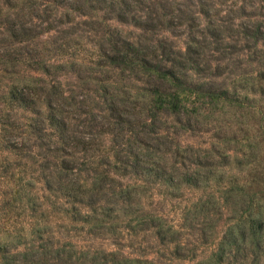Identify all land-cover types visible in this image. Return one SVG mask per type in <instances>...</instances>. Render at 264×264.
I'll list each match as a JSON object with an SVG mask.
<instances>
[{"label": "trees", "instance_id": "obj_1", "mask_svg": "<svg viewBox=\"0 0 264 264\" xmlns=\"http://www.w3.org/2000/svg\"><path fill=\"white\" fill-rule=\"evenodd\" d=\"M45 37L54 45L40 49ZM230 114V140L244 146L233 151L246 161L220 151ZM184 133L210 144H183ZM149 185L209 191L192 214H221L236 199L215 262L241 253L242 264H264V0H0V264L63 263L67 244L52 224L65 222L91 236L151 232L186 259L180 224L140 205ZM5 196L18 211L12 231ZM6 229L29 246L10 247ZM69 245L80 264H159Z\"/></svg>", "mask_w": 264, "mask_h": 264}, {"label": "rangeland", "instance_id": "obj_2", "mask_svg": "<svg viewBox=\"0 0 264 264\" xmlns=\"http://www.w3.org/2000/svg\"><path fill=\"white\" fill-rule=\"evenodd\" d=\"M109 25L110 27L117 28L123 31L126 35L138 34L139 32V30L134 26L123 24L117 22L116 20L109 21ZM165 34L176 41V44L179 47H182L184 45L185 38L183 35H172L170 33ZM49 38L50 37L42 38L41 43H39L38 47L40 49L45 45L52 47L54 44L46 41V39ZM80 38V44H83L82 48H85L86 50L93 48V42H90L89 38L86 37V35H83ZM64 81L69 85H73V83L75 82L74 78L71 75H66V77H64ZM238 116L239 113H237V117ZM212 118L215 119V117H211L210 120H213ZM234 118L232 114L225 115L224 117L221 116L220 118L222 120L221 123L227 124V126L228 124H230L231 126L227 136L225 137V143L222 144V149L220 150H226L227 153L230 154L231 162H233L235 154L238 153V155L240 156V152L236 153L233 151V149L237 148L239 150V148H244V146L240 145L238 142L230 140L233 130H235L238 126V123L233 121ZM240 118L241 117L239 116V119ZM175 138L178 139V137L176 136ZM179 138L183 142V144H191L201 147L208 146L211 141V138H209V134L192 135V133H184ZM240 160L246 161L245 157L243 156H240ZM232 166L235 165L232 164ZM232 170L237 171L234 167L232 168ZM134 181L135 180L133 178L123 179V182H128L131 184L134 183ZM210 194L211 193H209V191L202 192L191 190L188 188H183L180 192L170 191L163 186L153 185L152 187H148L147 195L141 199L142 203L140 205H142V207L148 213L162 214L167 221L173 220L174 222L180 224V232L179 235H177V238L181 242H183L184 248L181 251V254L187 256L186 259H172V250L164 245H161L151 232L140 231L138 235L134 236H129L124 233L123 237L121 238H116L113 234L107 232L101 234L99 233V235L97 236H91L86 233L88 227H85L84 230H80V225L65 222L60 223L59 225L52 224V229L55 232L54 239H59L60 242L62 241L67 244L65 252V256L67 257V259L61 264H80L81 262V259L79 258L80 253L76 252L75 254L73 252V247L69 245V242L73 244L75 243L78 246H82L83 248L92 251L117 249L131 258H150L159 264H168L171 262H184L186 264H219L215 262L214 257L220 237L222 236V233L225 230L227 224H230V222H234V219L238 217L240 205L238 204V201L236 199L230 198L228 204L223 207L221 214L213 213L210 216H206V213L203 211H199L194 214L186 212V210L190 208L191 203L197 201L200 197L209 199L211 197ZM8 203H10V197L5 196L1 204L6 205ZM140 205L134 203L131 207L139 209ZM12 207L13 206L11 205H6V215H2L3 225L7 228H10V230L19 228V224H15V216L18 214V211L15 208L12 209ZM138 214L142 213L139 212ZM17 221L19 222L20 220ZM121 221L122 223H124L126 221V218H123ZM139 222H141V220H139ZM9 234V230L7 231L6 229V232L2 233V240L14 249H25L29 246V242H31V239L29 237L18 241L15 237ZM44 236L45 238L50 239L48 238L49 235L46 234ZM36 240L38 239H35V244L39 242ZM240 256L241 253L237 254L236 258L233 257V255H230V257L227 258L225 262H222L220 264H242ZM230 260H232L233 262ZM41 261L42 263L44 262L43 260ZM48 262V264H54L55 262H57V259L51 258ZM247 264H250V260L247 261Z\"/></svg>", "mask_w": 264, "mask_h": 264}]
</instances>
